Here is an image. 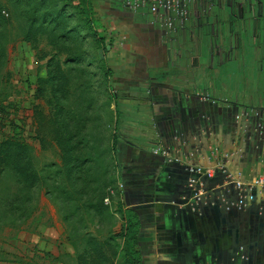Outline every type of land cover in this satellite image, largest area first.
<instances>
[{
  "label": "crops",
  "instance_id": "crops-1",
  "mask_svg": "<svg viewBox=\"0 0 264 264\" xmlns=\"http://www.w3.org/2000/svg\"><path fill=\"white\" fill-rule=\"evenodd\" d=\"M255 1L259 18L252 19L246 2L244 10L230 0H191L186 25L170 36L151 24L145 10L134 14L121 0H96L109 28L104 36L114 50L104 59L112 71L105 84L112 101L94 108L92 119L89 107L78 113L69 107L65 115L53 108L52 154L59 170L67 172L63 183L68 186L62 188L77 192L72 184L83 178L86 190L98 195L108 193L110 175L88 171V163L110 158L116 219L104 216L99 198L100 206L86 207L91 214L83 222L68 221L90 230L67 233V223L60 220L57 230L38 236L46 246L38 253L39 264H264V0ZM207 9L226 14L221 22L211 18L207 24ZM221 35L227 38L225 47ZM45 80L46 73L36 76L32 93L41 154L46 152L40 89ZM29 87L22 88L31 93ZM134 127L141 128V136L131 138ZM7 129L0 146L18 139L22 167L32 164L34 150L25 131L5 137ZM95 129L104 139L99 153L93 148ZM157 148L179 163L155 155ZM74 163L87 172L80 173L81 164ZM198 169L211 171L212 177L199 179ZM7 171L16 173L11 167ZM228 176L248 187L225 185ZM197 179L201 185L190 186ZM258 181L263 185H254ZM97 211L100 217L94 216ZM130 219L138 262L130 260L125 246ZM116 221L115 234H103Z\"/></svg>",
  "mask_w": 264,
  "mask_h": 264
},
{
  "label": "rangeland",
  "instance_id": "rangeland-1",
  "mask_svg": "<svg viewBox=\"0 0 264 264\" xmlns=\"http://www.w3.org/2000/svg\"><path fill=\"white\" fill-rule=\"evenodd\" d=\"M56 1L51 7L57 16L59 9L63 6L67 8L69 0L67 2L62 0L60 3ZM41 2V0H0V21L3 22L0 33L3 34L4 43H7L8 62L6 69L0 67V136L4 137L5 127L9 128L6 130L5 137L12 135L18 137L25 131V136L30 140L35 156L30 168L35 165V170L37 169L38 172V174H33L32 178L31 174L28 178H24L22 177L24 173L7 171L11 163L0 167V264H39L40 255L38 253L46 250V246H43L42 240L38 241V236L50 230H57L59 227L56 224L60 223V220L67 223L64 227L67 233L74 232L78 228L90 230L89 226L84 229L82 225H70L68 221L79 219L83 222L86 215L91 214L89 210H85L86 207L100 206L99 198H101L104 216L116 219L115 212L111 208L114 207L116 198L111 195L115 183L112 182L114 165L110 158L101 163L99 161L88 163V171L92 173L103 171L110 175L108 193L98 195L92 193V190H86V180L83 178L77 185L72 184L77 192L72 193L67 188H62V186H68L67 180V183H63V173L67 172H64L62 168L59 170V163L54 161L55 157L52 154L53 108H60L62 114L65 115L69 107L77 113L80 109L89 107L90 114L88 115L92 119L96 116L94 108L107 105L112 101L109 84L105 86L108 81L104 77L102 63L112 55L114 50L110 48L103 52L102 48L93 44L88 35L83 34L84 38L81 39L78 35L71 34L69 31L75 29L76 24L59 17L55 18L56 32H51L53 26L50 24L45 32H33V30L30 32L28 29L32 25L31 17L35 11H39L40 15L43 12L50 13L49 3L43 5ZM91 5L92 9L96 10L93 12L95 28H100L98 32L104 36L105 30L109 29L104 24V13L99 9L96 0H92ZM38 25H41L40 22L35 23L33 28ZM27 33L35 43L34 45H30L25 40ZM112 39L118 41L116 36ZM107 46H109L108 42ZM69 56L82 57L83 61L79 64H66L65 61ZM51 59H54L53 64L49 63ZM44 73L49 79L59 74L60 78L58 82L48 83L47 87H40V89L44 88L46 118V129L43 135L46 152L41 154L38 153L36 146V122L32 118V104L35 100L32 99V93L34 94L35 90V77ZM26 84L31 86L29 87L31 93L22 88ZM52 96L55 97L52 98ZM129 115L135 118L137 115L140 116L137 113H129ZM20 125L23 127L21 133ZM111 130L110 125L108 136ZM141 134V128L134 127L129 135L131 138H137ZM62 135L66 138L69 135L67 122H63ZM109 138L107 137L108 140ZM102 139L99 130L95 129L96 145L93 148L97 153L104 149ZM17 141L18 139L13 140L12 143H18ZM63 164L66 168L69 166L68 161H64ZM80 164L74 163V166L79 167ZM82 166L83 164H81L80 173H85V168L83 169ZM105 199H108L109 203L104 204L108 206L103 204ZM97 212L94 216L100 217L101 213ZM119 222L116 221L117 225L116 223L110 225L103 234H115L120 226ZM97 230L93 232L96 233ZM98 245V243L94 244L91 248L96 249ZM110 248L116 250L115 247Z\"/></svg>",
  "mask_w": 264,
  "mask_h": 264
},
{
  "label": "trees",
  "instance_id": "trees-1",
  "mask_svg": "<svg viewBox=\"0 0 264 264\" xmlns=\"http://www.w3.org/2000/svg\"><path fill=\"white\" fill-rule=\"evenodd\" d=\"M42 4L44 5L45 3H49L50 5V13L43 12L41 15L38 13L39 11H35L34 15L31 17V26L29 27V31L33 32H45L47 29H49L48 25H52L53 29L51 30L52 33L56 32L55 27L57 26V22L55 18H60V19H66L72 21L71 23L76 24L75 29H71L69 32L71 34H76L78 35L81 39L84 38V35H88L90 40L93 42V44L98 47L102 48L103 52H106V46L107 41L105 37L98 32L100 28H95V22L93 21V9L91 5V0H63L64 2L68 1V6L67 8H61L57 12V16L54 12V9L51 7L52 3H55V0H41ZM56 2L60 3L62 0H57ZM232 2V5L234 6L235 9L237 8H243L246 3H249L254 6L255 9H257V1L255 0H230ZM56 9V8H55ZM56 16V17H55ZM37 22H40L41 25H38L37 27L33 28V25ZM46 23V24H45ZM3 22L0 21V28L2 27ZM37 28V29H35ZM97 29V30H95ZM25 40L29 42L31 45H34L33 41L29 37V34L25 36ZM82 57H77V56H69L67 60L65 61L66 64L68 63H74V64H79L82 63ZM51 64L54 63V59H51L49 63ZM8 62H7V43H4V38L3 34L0 33V67L3 69H6ZM103 65V71H104V77L106 78L107 81H109L112 78V71L107 68L105 63H102ZM60 78L59 75H55L49 78L46 76L45 81H41L40 87H47L49 85L48 83H55L58 82ZM41 92H44V88L41 89ZM21 152H20V147L18 143H12V142H4L0 146V167H3L4 165H10V167L16 172V173H24L25 169L27 170V167L29 168L28 173L22 174V177L28 178L29 174H31V178L33 177L32 175L35 173H31L32 171L30 170V164L29 163H21ZM19 163V164H17ZM35 176V175H34ZM135 225L131 222V219L128 220V223L125 227V246L127 248V255L130 258V260L138 262V254L134 250L136 246V240H135Z\"/></svg>",
  "mask_w": 264,
  "mask_h": 264
},
{
  "label": "built area",
  "instance_id": "built-area-1",
  "mask_svg": "<svg viewBox=\"0 0 264 264\" xmlns=\"http://www.w3.org/2000/svg\"><path fill=\"white\" fill-rule=\"evenodd\" d=\"M190 2L191 0H121L122 6L131 13L136 14L142 10L147 11L152 17L151 24L162 29L166 35L170 36L186 25L190 15L187 4ZM153 153L161 155L169 162L179 163L178 160L171 159L168 153L160 148L155 149ZM196 174L199 175V179L212 177L211 171H201L198 169L196 170ZM199 179L191 181L190 186L200 184ZM225 185H233L238 190L248 187V185L246 186L230 176L226 177ZM254 185H263V182L258 181ZM104 203L107 204L108 200H105Z\"/></svg>",
  "mask_w": 264,
  "mask_h": 264
},
{
  "label": "water",
  "instance_id": "water-1",
  "mask_svg": "<svg viewBox=\"0 0 264 264\" xmlns=\"http://www.w3.org/2000/svg\"><path fill=\"white\" fill-rule=\"evenodd\" d=\"M243 9L245 10L246 8H245V6L243 7ZM247 10L249 11L248 13L249 14H251L252 15V19H255L258 15L257 14H255V12H257V9H255L254 8V6L252 7V5H250L249 3H247ZM221 12V11H220ZM211 13V11L209 12L208 11V9L207 10H203V17L205 18V21H206V23L209 21V19H211V18H213L214 20H218L219 22H221V14L222 15H225L226 14V12L225 11H223V13H218V11H216L215 13L213 12L212 14H210ZM257 18H259V16L257 17ZM208 24V23H207ZM223 36V37H222ZM225 35H221L220 36V38H221V42H222V46H226L225 45V42L227 41V38L226 37H224ZM106 49L107 50H109V47L107 46L106 47ZM223 53H225V54H227L228 52L227 51H225V50H223L222 51Z\"/></svg>",
  "mask_w": 264,
  "mask_h": 264
},
{
  "label": "flooded vegetation",
  "instance_id": "flooded-vegetation-1",
  "mask_svg": "<svg viewBox=\"0 0 264 264\" xmlns=\"http://www.w3.org/2000/svg\"><path fill=\"white\" fill-rule=\"evenodd\" d=\"M160 30H162V29H160ZM162 31H163V30H162ZM163 32H164V34H166L165 31H163ZM175 40H176V39H175ZM177 42H178V41H177Z\"/></svg>",
  "mask_w": 264,
  "mask_h": 264
}]
</instances>
